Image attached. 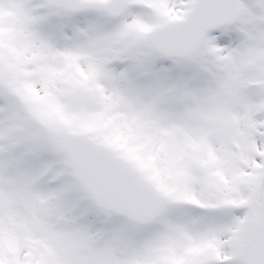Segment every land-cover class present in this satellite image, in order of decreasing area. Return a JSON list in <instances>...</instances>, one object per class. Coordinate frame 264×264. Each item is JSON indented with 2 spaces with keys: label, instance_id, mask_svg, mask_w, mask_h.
I'll use <instances>...</instances> for the list:
<instances>
[{
  "label": "snow or ice",
  "instance_id": "6c2138e0",
  "mask_svg": "<svg viewBox=\"0 0 264 264\" xmlns=\"http://www.w3.org/2000/svg\"><path fill=\"white\" fill-rule=\"evenodd\" d=\"M0 264H264V0H0Z\"/></svg>",
  "mask_w": 264,
  "mask_h": 264
}]
</instances>
